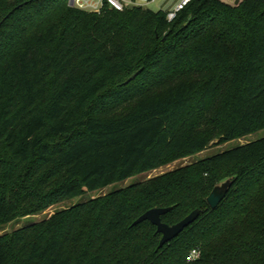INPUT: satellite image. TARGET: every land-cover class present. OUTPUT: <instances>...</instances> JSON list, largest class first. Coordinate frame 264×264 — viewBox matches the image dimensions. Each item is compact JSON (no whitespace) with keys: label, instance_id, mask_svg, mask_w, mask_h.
I'll return each instance as SVG.
<instances>
[{"label":"trees","instance_id":"trees-1","mask_svg":"<svg viewBox=\"0 0 264 264\" xmlns=\"http://www.w3.org/2000/svg\"><path fill=\"white\" fill-rule=\"evenodd\" d=\"M166 14L0 0V229L264 130V0ZM156 208L200 213L159 249ZM0 264H264V138L2 235Z\"/></svg>","mask_w":264,"mask_h":264},{"label":"rangeland","instance_id":"rangeland-1","mask_svg":"<svg viewBox=\"0 0 264 264\" xmlns=\"http://www.w3.org/2000/svg\"><path fill=\"white\" fill-rule=\"evenodd\" d=\"M173 2H174V0H147L145 2L138 1L136 6H141L145 9H149V10H152L154 12L159 11L161 9L164 11H168L169 10L168 8L172 6L171 4ZM263 138H264V130H261V131L254 133V134L248 135L242 139L228 142L222 146H218V145L214 144V145H212V147H210L206 151H204L202 153H198V154H196L190 158H187L185 160L175 162L169 166L160 168V169L155 170V171H151V172H148V173H145L142 175L134 176V177L126 180L125 182L115 183V184L110 185L109 187H107L101 191L87 192L80 197H77L71 201L64 203V204L50 207V208H48L42 212L17 218L16 220H14V222L12 224L6 225L0 229V236L5 235V234H9L16 229H19V228H22V227H25V226H28L31 224L39 223L45 219H49L55 212L60 211L62 209L83 204V203L89 201L90 199L107 195L111 191L122 189V188L127 187V186H129L133 183H136V182L146 181L147 179H150V178L159 176L161 174L167 173V172L172 171L176 168L183 167V166H186L188 164H192L196 161H200L202 159L209 158L211 156L217 155V154L222 153L224 151L234 149L240 145H244V144L249 143V142H254V141H257V140H260Z\"/></svg>","mask_w":264,"mask_h":264},{"label":"water","instance_id":"water-1","mask_svg":"<svg viewBox=\"0 0 264 264\" xmlns=\"http://www.w3.org/2000/svg\"><path fill=\"white\" fill-rule=\"evenodd\" d=\"M73 2H71L70 6H72ZM237 2L235 5H238ZM134 7L133 5L130 8ZM187 25V24H185ZM233 186L232 178H228L220 183H218L209 196L206 199L207 204L209 207L214 210L216 209L219 204L226 198L227 194L231 190ZM171 211V208H156L152 209L145 214H143L140 218H138L134 225L140 224L142 222L148 221L153 226L157 228V234H160L161 240L159 243V249L164 247L167 243L171 242L173 239L178 237L186 228L192 225L199 216V211L195 210L191 214H189L186 218L178 222L173 226H169L165 223H162L161 217L166 215Z\"/></svg>","mask_w":264,"mask_h":264},{"label":"built area","instance_id":"built-area-1","mask_svg":"<svg viewBox=\"0 0 264 264\" xmlns=\"http://www.w3.org/2000/svg\"><path fill=\"white\" fill-rule=\"evenodd\" d=\"M145 2L147 0H70L73 2L72 7L87 10L91 12H99L102 6L107 5L109 9L122 12L126 7L136 6L137 2ZM192 0H179L172 9H169L166 14V18L169 22L173 21L177 15L184 10V8L191 2ZM199 257V252L194 250L191 252L188 257V261H194Z\"/></svg>","mask_w":264,"mask_h":264},{"label":"crops","instance_id":"crops-1","mask_svg":"<svg viewBox=\"0 0 264 264\" xmlns=\"http://www.w3.org/2000/svg\"><path fill=\"white\" fill-rule=\"evenodd\" d=\"M178 1H179V0H174V2L171 4L172 6L169 7L168 9H172ZM224 1L227 2V3H229V4H231V5H235L237 2L240 3V2H242L243 0H224Z\"/></svg>","mask_w":264,"mask_h":264}]
</instances>
